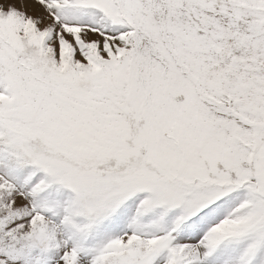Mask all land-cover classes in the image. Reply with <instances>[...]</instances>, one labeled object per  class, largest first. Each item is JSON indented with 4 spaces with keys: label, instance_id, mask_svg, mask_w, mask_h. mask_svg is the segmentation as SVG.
<instances>
[{
    "label": "snow or ice",
    "instance_id": "1",
    "mask_svg": "<svg viewBox=\"0 0 264 264\" xmlns=\"http://www.w3.org/2000/svg\"><path fill=\"white\" fill-rule=\"evenodd\" d=\"M0 264H264V0H0Z\"/></svg>",
    "mask_w": 264,
    "mask_h": 264
}]
</instances>
